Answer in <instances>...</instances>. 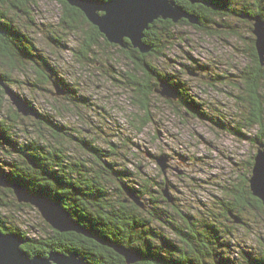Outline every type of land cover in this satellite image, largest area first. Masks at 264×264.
Returning <instances> with one entry per match:
<instances>
[{"label":"trees","instance_id":"trees-1","mask_svg":"<svg viewBox=\"0 0 264 264\" xmlns=\"http://www.w3.org/2000/svg\"><path fill=\"white\" fill-rule=\"evenodd\" d=\"M30 1L0 0V57H5L9 64L24 59L34 61L37 66L41 65L32 52L33 43L10 18L11 13L17 16L29 14L27 7ZM176 2L188 13L195 15L199 24L193 25L187 20L178 24L170 20H158L145 32L144 42L151 47L148 54H141L129 40L125 42L126 48H119L135 65L133 70L136 72L125 73L122 77L128 88L139 96L136 105L145 111L144 124L150 123V98L155 91L161 90L162 81L172 85L176 91L177 102L169 100L168 103L186 115L207 116L203 111L204 105L187 93L186 85L160 72L159 66L153 62L165 55L179 26L189 25L206 31L214 28L212 25L231 29V17L243 19L252 25L251 18L255 16H261L264 20V0ZM58 3L62 6L61 23L67 30H79L83 23L89 26V31L82 32L79 42V62L91 61L90 56L96 55V49L101 44L115 47L96 26L89 23L81 10L66 1ZM250 29L253 31L252 26ZM252 41L253 65L246 66L241 72L239 85L245 87L244 97L240 98L248 109H245L246 113H241L239 124L243 129H258L253 139L258 144L264 143V68L258 57L255 39ZM39 59L47 65L44 59ZM189 68L193 72L206 71L205 66L200 64ZM139 71L143 72L141 79L137 76ZM0 78L4 82L11 80L7 75L0 74ZM212 81L220 83L221 77L216 76ZM215 84L211 83L212 86ZM71 90L64 87L68 95ZM1 92L4 93V90L1 89ZM27 104L31 106L29 102ZM14 111V116L10 118L2 120L0 116V150L5 152L7 159L2 162L4 166L0 164V170L13 183L27 188L31 193L59 202L92 236L89 238L75 232L62 233L45 222L50 232L44 230L39 236L31 238L27 236L28 232L11 227L1 218L0 213V230L23 236L26 243L22 248L29 256L46 257L53 251L78 254L88 264H127L115 249L122 247L141 256L142 260L135 264H264V234L259 236L257 248L246 246L247 240L240 242L237 234L239 228L248 226L245 216L249 211L260 209L264 212L262 201L252 194L250 188L253 160L249 163L250 173L234 181H227L221 199L213 201L214 205H203L207 208L203 211L185 212L177 208L173 199L172 202L168 201L163 193L157 200L150 198L152 207L149 209L151 205L145 203L144 198L150 195V180L146 179L141 184L135 182L138 187L127 184L133 183L132 173L115 158L120 157V154L114 144L109 143V149L98 147L86 138L67 132V127L60 126L51 117L38 112L37 117L44 122L40 118L35 121L47 127L49 137L42 131L37 137L20 143L14 138L20 114ZM218 121L219 124L215 123L226 128L222 119ZM230 129L242 136L238 126ZM75 151L80 152V155H75ZM83 155L92 158L88 160ZM125 188L141 199L144 208L131 199ZM24 207L33 209L29 204L19 203L12 190L0 187L1 212L20 211Z\"/></svg>","mask_w":264,"mask_h":264},{"label":"rangeland","instance_id":"rangeland-1","mask_svg":"<svg viewBox=\"0 0 264 264\" xmlns=\"http://www.w3.org/2000/svg\"><path fill=\"white\" fill-rule=\"evenodd\" d=\"M27 10L29 14L11 13L10 18L33 43L32 52L41 65L24 59L9 64L5 57H0V74L11 79L4 82L0 78L2 120L14 116L17 110L5 93L2 86L5 83L29 102L35 112L51 117L67 127V132L105 149H109V143L114 144L120 154L115 158L132 173L133 183L127 184L138 187L136 183L150 180V195L144 198L148 205L151 197L157 200L166 190L177 208L185 212L203 211L207 209L203 205H214L213 201L221 199L227 181L250 173L249 163L254 161L258 149L253 141L258 129H243L239 124L241 113L248 109L240 98L244 97L245 87L239 85L241 72L253 65L252 24L231 17V29L212 25L214 28L200 31L189 25L179 26L165 55L153 62L160 72L185 84L187 93L204 105L207 116L186 115L155 91L150 98L151 120L144 124L145 111L136 105L139 96L122 77L136 72L135 65L119 50L120 46L101 44L96 55L90 56L91 61L81 63L79 42L82 32L89 31L88 25L83 23L79 30H67L61 23L62 6L57 0H32ZM198 64L205 66L206 71H189L191 65L198 67ZM137 76L143 78V72H137ZM216 76L221 77L220 83L212 81ZM64 87L72 89L69 95ZM39 118L20 114L14 137L17 142L24 143L42 131L49 137L47 127L35 121ZM219 119L226 128L218 125ZM40 121L44 122L42 118ZM227 125L238 126L242 136ZM159 157L168 159L165 172L158 165ZM83 158L92 157L83 155ZM6 160L5 152L0 150V164L4 166L2 162ZM31 207L0 211L1 218L11 227L28 232L31 238L44 230L50 232L40 212ZM245 218L248 226L239 228L238 239L242 243L247 240L246 246L257 248L258 238L264 234V212L252 209Z\"/></svg>","mask_w":264,"mask_h":264},{"label":"water","instance_id":"water-1","mask_svg":"<svg viewBox=\"0 0 264 264\" xmlns=\"http://www.w3.org/2000/svg\"><path fill=\"white\" fill-rule=\"evenodd\" d=\"M61 1V0H57ZM70 6L81 10L90 24L96 26L112 45L126 48V40L131 42L133 48L141 54H148L151 51L145 42V32L154 22L158 20H170L178 24L187 20L193 25L199 21L195 15L188 13L176 0H62ZM253 22V35L255 36V47L262 66H264V20L261 16L251 18ZM2 85V84H1ZM5 93L9 95L17 111L25 117L37 116L33 108L17 93L4 84ZM57 87V86H56ZM161 90H158L166 99L176 100V91L167 82L160 83ZM58 89V94L62 92ZM158 165L163 172L166 171L167 158H156ZM252 194L260 199L264 205V143H258L257 153L254 156V165L249 180ZM0 187L13 191L17 201L35 207L44 220L59 232H75L86 237L91 234L82 227L71 214L59 203L51 198L31 193L27 188L13 183L0 170ZM126 189V188H125ZM127 194L137 205L144 208L140 198L134 196L126 189ZM163 195L168 201H172L166 190ZM236 222H239L234 217ZM26 240L17 233H5L0 230V264H88L85 259L75 253L50 252L48 256H29L22 248ZM122 255L127 264H135L142 260L141 256L122 247H115Z\"/></svg>","mask_w":264,"mask_h":264},{"label":"bare ground","instance_id":"bare-ground-1","mask_svg":"<svg viewBox=\"0 0 264 264\" xmlns=\"http://www.w3.org/2000/svg\"><path fill=\"white\" fill-rule=\"evenodd\" d=\"M25 237V236H24Z\"/></svg>","mask_w":264,"mask_h":264}]
</instances>
